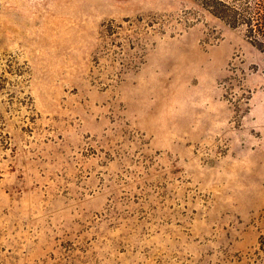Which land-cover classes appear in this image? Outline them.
I'll return each instance as SVG.
<instances>
[{
  "label": "rangeland",
  "instance_id": "374dc122",
  "mask_svg": "<svg viewBox=\"0 0 264 264\" xmlns=\"http://www.w3.org/2000/svg\"><path fill=\"white\" fill-rule=\"evenodd\" d=\"M262 17L0 0V264H264Z\"/></svg>",
  "mask_w": 264,
  "mask_h": 264
},
{
  "label": "trees",
  "instance_id": "16d2710c",
  "mask_svg": "<svg viewBox=\"0 0 264 264\" xmlns=\"http://www.w3.org/2000/svg\"><path fill=\"white\" fill-rule=\"evenodd\" d=\"M258 20L264 21V17L258 18ZM257 33H258V35L260 34L261 36H264V30H258ZM249 34H253V31H249ZM257 48L264 53V45L263 44L257 46Z\"/></svg>",
  "mask_w": 264,
  "mask_h": 264
}]
</instances>
